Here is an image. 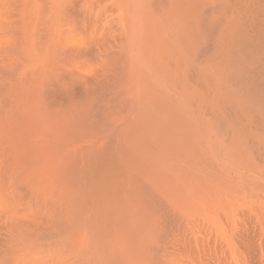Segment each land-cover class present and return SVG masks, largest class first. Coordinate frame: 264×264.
<instances>
[{
    "label": "bare ground",
    "instance_id": "obj_1",
    "mask_svg": "<svg viewBox=\"0 0 264 264\" xmlns=\"http://www.w3.org/2000/svg\"><path fill=\"white\" fill-rule=\"evenodd\" d=\"M0 264H264V0H0Z\"/></svg>",
    "mask_w": 264,
    "mask_h": 264
}]
</instances>
